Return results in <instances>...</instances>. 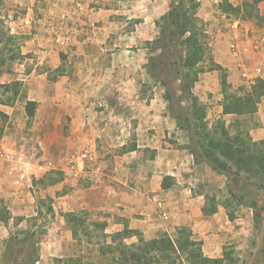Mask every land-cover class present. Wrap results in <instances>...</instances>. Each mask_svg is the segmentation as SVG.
Listing matches in <instances>:
<instances>
[{"label": "crops", "instance_id": "0c3cea01", "mask_svg": "<svg viewBox=\"0 0 264 264\" xmlns=\"http://www.w3.org/2000/svg\"><path fill=\"white\" fill-rule=\"evenodd\" d=\"M3 1L8 9L22 10L8 16V23L24 57L18 78L26 100L37 108L29 118L23 101L19 125L27 129L0 139V201L12 215L7 225L0 221V253L16 218H25L21 227L43 211L38 189L51 200L46 213L56 216L40 239L38 264H55L79 251L67 213L101 216L106 233L128 228L148 239L172 236L186 226L210 244L211 250H204L214 256L210 252L218 249L226 217L203 214L205 197L193 191L187 175L195 165L193 155L170 142L176 127L169 123L166 102L140 94L146 82L145 43L157 37L156 21L167 14L170 0ZM198 1L197 16L209 26L212 59L232 91L243 80L231 43H237L248 66L264 65V0L256 16L242 0ZM224 2L240 7L239 15L223 12ZM253 43L260 45L258 51ZM221 74L201 73L193 92L205 104L216 102L223 115ZM18 101L0 104V112L12 117ZM159 202L168 218L160 214Z\"/></svg>", "mask_w": 264, "mask_h": 264}, {"label": "trees", "instance_id": "16d2710c", "mask_svg": "<svg viewBox=\"0 0 264 264\" xmlns=\"http://www.w3.org/2000/svg\"><path fill=\"white\" fill-rule=\"evenodd\" d=\"M199 5L198 0H170L167 14L156 21L159 35L153 41L146 42L148 46H154L159 51L146 68L151 74L155 72L164 85H167L166 81H170L171 77L182 82L184 97L181 101L185 100L190 104L188 110H182L186 114L190 111L191 115V118L185 117V127L193 128L197 136L195 144L199 150L191 147L195 162L197 158H201L214 171L227 177L230 199L225 208L229 220H235L234 212L229 210V206L236 201L253 210L256 226L264 233V205L260 207L255 198L257 192H264V140L256 141L248 132L231 133L223 121L209 126L207 108L193 92L200 74L204 71L200 67L201 64L210 59V70L222 72L223 113L235 116L250 115L257 112L258 105L264 98V79H258L244 95L228 93L226 74L210 56L203 23L197 16ZM221 10L238 16L241 9L224 2L221 4ZM15 41V35L0 26V73L4 71L3 65L8 60L12 63L22 56L20 49L16 52L12 47ZM9 70L10 68L7 71ZM162 75L166 76V81L161 79ZM0 96V104L3 105L11 106L18 100L26 101L25 110L28 117L35 115L37 103L26 100L22 81L16 79L0 83ZM164 99L168 104L175 102L173 93L169 90L165 91ZM181 101H177L178 107ZM0 114L5 115L1 112ZM177 116L181 118V115ZM180 125L183 126L182 123ZM2 136L3 128H0V139ZM233 183L237 189L232 187ZM163 187H167L165 182ZM217 212L218 205L213 203L209 206L206 202L203 207L205 216ZM11 218L9 211L0 209L2 223L7 225ZM66 219L78 242L83 238L91 241L94 236L102 238V241H99V250L103 259L96 264H237L227 249L221 258L207 257L203 251V242L194 238L192 230L186 226L177 228L175 237L160 233L155 238L147 239L140 232L128 228L115 233H105V224H95L103 231L100 235L96 228L90 229L85 218L75 213H67ZM24 220L23 217L16 218L15 226H19ZM134 238L135 241H132ZM40 239V235L29 228L11 233L4 241L0 264H38ZM260 253L264 260V235ZM71 261L72 259L67 258L55 259V264H69Z\"/></svg>", "mask_w": 264, "mask_h": 264}, {"label": "rangeland", "instance_id": "374dc122", "mask_svg": "<svg viewBox=\"0 0 264 264\" xmlns=\"http://www.w3.org/2000/svg\"><path fill=\"white\" fill-rule=\"evenodd\" d=\"M244 2L245 9L249 12L250 15L256 16V10L259 4L260 0H242ZM22 13L21 9L15 8L14 10L8 9V7L4 6V1L0 0V26H3L7 32H10L9 23H8V16L15 17V15H18ZM199 18V17H198ZM200 19V18H199ZM201 20V19H200ZM203 23V21H202ZM261 31L264 32V20L261 19ZM130 28H132V25H130ZM209 26L206 28V25L203 23V29H204V35L205 39L208 44V48L211 54V46H210V34L207 32ZM158 34L159 35V29ZM263 32L261 35H263ZM11 33V32H10ZM16 37V36H15ZM20 41L19 38L16 37L15 44L12 46L13 49L18 52L20 49ZM145 46L148 48V60L147 64L150 65V60L158 55L159 51L155 49L154 46H148L145 43ZM24 60L23 56H20L19 59L15 60L14 62H10L9 60L6 62V64L3 65V72L0 73V83L1 82H11L14 80H20L19 74L22 72L20 71V63ZM146 64V65H147ZM212 66V62L210 59H208L205 63L201 64V68H203V72H209L210 67ZM8 68H10L9 71ZM60 74V70H57L54 72V75L52 78H56ZM160 79V78H159ZM159 79L156 77V73L153 72V74L149 73V70L146 68L145 71V77H143L142 81H146L143 86L141 87L140 94L142 96L146 97H152L155 95H158L159 97L162 96L164 99V93L166 90L172 91L173 97H174V103L168 104L166 102V113L169 118V123L173 122V127L176 128L171 131V139L170 142L173 143V146L178 148L179 150H186L187 153H191V147H195L197 150H199L197 147L198 145L195 144V141L197 140V136L194 134L193 128L185 127V117L190 116L189 114H186L185 111L183 112L182 109L188 110V107L190 106L188 101H181L184 97V91H183V85L181 81H178L177 79L171 77L169 78L170 81H166V76L162 75L161 79H164L167 82V85H164L162 81H159ZM261 79V78H260ZM21 81V80H20ZM258 81V80H257ZM256 83V81H255ZM254 83V84H255ZM254 84H247L245 81H243L241 84L236 85L232 91L228 90V93L230 94H237V95H244L252 85ZM228 88V87H227ZM1 97V96H0ZM177 101H181L179 107L176 104ZM22 100H19L18 107L14 110V114L12 117L9 116H3L0 114V128H3V135L5 133H12L16 132V129H21L24 131L27 129L20 121H22V115L20 114V104L22 103ZM201 102V101H200ZM223 102V100H222ZM203 105L207 108V122L209 123V126L214 125L217 123V121H223L231 133H236L239 131H243L244 133H249V135L256 141L264 140V98L261 100L260 104L258 105V110L254 114L250 115H243V116H235V115H225L223 113L220 114L216 110V102L207 103L201 102ZM168 106H171V108H168ZM181 115V118L177 115ZM221 115V116H219ZM15 116V117H14ZM180 123L183 124V126L180 125ZM187 125V123H186ZM22 126V127H20ZM20 133V131H19ZM194 159V156H193ZM195 165L192 168V171L187 174L188 179L190 180L192 184V189L195 193H202L205 197V204L206 202L210 206L211 204L218 205V212L220 214L223 213L225 215V226L227 227L226 230H224V234L222 235V240L219 241L218 249L215 251H212L210 253H213L214 256L210 257L205 253L204 248L207 250H211L210 244L207 245V242L204 241L202 238L195 236L194 238L201 240L203 242V251L204 254L207 257L210 258H221L223 256L224 250H229L232 253V257H234V260H236L237 264H264V260L262 258V255L260 253V248L262 246V238L264 233L262 230H259L257 228L255 220H254V212L253 210L246 206L241 205L236 201H233L232 204L229 206V210L234 212L235 220L230 221L227 215V210L225 208V205L229 203L230 199V191L228 186V179L225 175L219 174L216 171H214L203 159L197 158V162H195ZM56 178H51V180H55ZM34 183V191L37 189V185L35 184L36 181H33ZM41 184L40 186H42ZM233 188L237 189L236 185L233 183ZM32 190V188L30 189ZM37 191L40 193L39 198L41 199L40 208H43V211H40V214L38 216V219L31 220L28 224H23L21 227L13 226L12 224L9 227V231L11 233H17V231L21 229H25L28 227L31 230H35L37 232V235H40V237H43L46 233H48V226L49 224L55 220V215H48L46 213L49 208H51V200L50 198H45L46 195L42 193L40 190L37 189ZM31 193L33 191H30ZM255 198L258 200V204L260 207L264 205V192H257V196ZM39 199V200H40ZM0 209H6L8 211V206L3 202L0 201ZM83 218L86 219V223L90 225V229L94 230L96 228V231L101 235L103 233L102 229L96 227L95 224H103V220L101 216L94 218V216H90L89 214L86 215V213L81 215ZM106 233V232H105ZM159 235V234H158ZM156 235V237L158 236ZM172 236H176V231L172 232ZM155 238V237H154ZM101 237L94 236L92 237L91 241H89L86 238H83L81 241H79V251L72 253L73 255L70 258L72 261L69 264H96L98 261H102L101 253H100V244L99 241L101 240ZM148 239V238H147ZM152 239V238H150ZM104 241V240H103ZM90 244V245H88ZM207 246V247H206ZM4 250V243L1 247V253L2 254Z\"/></svg>", "mask_w": 264, "mask_h": 264}, {"label": "built area", "instance_id": "2783aa9c", "mask_svg": "<svg viewBox=\"0 0 264 264\" xmlns=\"http://www.w3.org/2000/svg\"><path fill=\"white\" fill-rule=\"evenodd\" d=\"M215 4L218 5L219 1L216 0ZM252 46L255 51H258L260 49V45L258 43H253ZM229 47H230L229 51L231 55L237 60L238 69L240 71L241 79L243 81L251 85V84H254L255 81H257L258 79L263 77L264 65H255L253 67L248 66L241 58V51L237 43L233 42L231 43ZM80 156L85 157V153H82ZM25 175H27V172L26 174L23 173L21 175L22 179L25 177ZM158 210L164 218H168L167 211L164 208V205L162 202L158 203Z\"/></svg>", "mask_w": 264, "mask_h": 264}]
</instances>
